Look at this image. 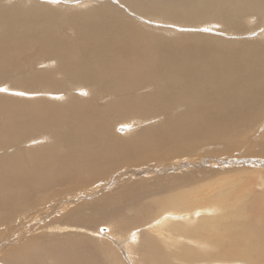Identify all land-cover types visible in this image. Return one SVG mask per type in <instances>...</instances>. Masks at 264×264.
Returning a JSON list of instances; mask_svg holds the SVG:
<instances>
[{
  "label": "bare ground",
  "instance_id": "bare-ground-1",
  "mask_svg": "<svg viewBox=\"0 0 264 264\" xmlns=\"http://www.w3.org/2000/svg\"><path fill=\"white\" fill-rule=\"evenodd\" d=\"M62 1L75 7L72 2L77 0ZM97 1L108 3L74 13L53 8L75 9L56 4L60 0H0V89L23 93L25 98L0 95V264H53L51 260L56 264H169L173 260L178 264L186 260L188 264H264V190H254L257 184L251 199L217 222L214 218L221 208L198 207L191 187L184 193L176 191V197L170 199L169 190H176L174 182L167 189L163 179L129 181L117 176L132 167L142 170L134 174L150 176L164 164L156 155L180 157L189 144L215 140L234 152L238 141L256 138L259 130L264 135V121L259 122L257 133L249 135L246 129L250 119L264 118V49L260 53L255 42H247L246 47L242 42L243 50H237L230 38L222 42L224 37L218 35L229 34L225 27L237 29L241 13H248L245 18L249 19L253 11L264 12V0H153V7L162 15L184 18L189 26L131 9L127 15L123 10L127 6L119 5L120 0ZM125 2L137 10L148 8L141 0ZM88 3L82 1L81 5ZM130 16L153 22L141 23L145 24L142 27L162 23L166 33L191 34L183 40L157 34L148 38L145 29L139 28L140 22ZM210 22L223 29L217 35L195 32L204 30L194 25L218 26ZM237 34L242 33H232ZM257 36L264 38V19ZM236 42L240 47L241 42ZM34 56H40V64L32 63ZM64 75L81 83L68 88L70 80L58 81ZM209 86L216 89L209 90ZM11 87L15 90L9 91ZM88 87L94 98L106 100L102 106L88 95ZM33 95L46 99L29 100ZM134 114L139 118L124 119ZM156 116L165 118V124L152 123ZM112 119L117 121L111 127ZM151 161L157 164L140 168ZM181 168L184 166L173 169ZM259 178H264V170ZM111 179L124 192V206H113L109 195L99 198L104 204L98 200L74 202L79 195L95 198L91 190H100ZM47 184L59 185V197L50 193L52 198H44L46 205L32 216L37 214L39 221L55 216L65 204L62 219L73 218L76 225L52 218L37 227L47 229L46 243L42 242L43 232L35 230L22 245L12 247L32 226L19 215L28 205L26 201L41 197ZM137 184L144 189H137ZM149 193H168L159 200L162 203L186 201L178 209V204L167 203L162 206L164 211H155L160 216L152 219L153 212L147 211L154 206ZM225 200L232 205V197L220 193L219 202ZM143 201L144 217L135 215L131 221H122L120 215L116 229L107 224V229L97 228L92 236L65 232L88 229L95 222L105 225L103 211L112 215ZM189 204L194 207L191 211L187 210ZM197 220L199 224L192 226ZM130 223L134 225L131 229ZM173 226L186 227L192 236L180 227L172 229L177 236L165 232ZM9 234L13 239L9 240ZM179 239L186 243L182 255L174 250ZM91 242H100L101 248ZM4 246L12 248L5 252ZM37 248L46 253V262Z\"/></svg>",
  "mask_w": 264,
  "mask_h": 264
},
{
  "label": "rangeland",
  "instance_id": "rangeland-1",
  "mask_svg": "<svg viewBox=\"0 0 264 264\" xmlns=\"http://www.w3.org/2000/svg\"><path fill=\"white\" fill-rule=\"evenodd\" d=\"M43 3H46L47 1L50 0H40ZM59 1V0H58ZM82 1H88V0H77L76 2H72V4H74L75 7H71V6H67L68 2L62 1L60 0V3H56V4H61L62 6L65 7H69V8H75V9H64L62 8L60 5H53V8H58L59 11L65 12L66 10H70L71 12H78L81 10H86L89 8V10H93V9H99L101 7L102 4L104 3H108V2H100L97 0H89V3L86 5H81ZM106 1V0H105ZM144 1L146 4H148V8L142 9L138 7V10L136 9V7L133 5H129L126 4L125 0H120V3H118L119 5H123L125 4V6H127L126 9L123 8V10L125 11V13L127 15H130V13L127 11V9H131L137 13L143 14L145 16L148 17H155L156 18H165L168 20H173L176 21L177 24L182 25V26H189L187 25V23L185 22L184 18H180L179 20L171 17V16H164L162 15V13L153 7V0H141ZM59 6V7H58ZM100 6V7H99ZM81 9V10H80ZM252 13V12H251ZM253 17L246 19L245 16L248 15V13H241V16L238 17L237 19V29L234 27H225V31H228L229 34H225L222 33L218 34L220 35V37H224L222 38V42L228 41L227 39L230 38L229 40L232 41V46L234 48H236L237 50H243V45L246 47V43L248 42L247 45L250 44H254L252 42H255L256 48H261L260 53H262L263 49H264V38H261L259 36H257V31L258 33L261 32L262 26H263V19H264V12H254L253 11ZM132 18L133 21H137L140 22L139 25L142 29H145L144 32L143 30H138L145 33V35H147L148 38L154 37V34L157 35H161V38H168V39H178L179 40H183V37L185 36H190L189 34H191L190 32L186 33V34H180L177 33L178 31H176V33H166L165 29L160 26L162 25V23H157L158 25H154L155 27H151V26H144L142 27V25L145 24H141V23H153V22H142V21H138V18L135 17L133 18L132 16H130ZM218 21V20H217ZM169 23H173L171 21H167ZM212 24H216L218 25L217 27H211V26H207V25H201V26H195L194 28L198 29V28H203L204 31H196L195 32H199V33H204V34H209V35H217L216 31L217 30H221L223 29L221 27V25L217 22H210ZM225 24V23H224ZM134 25V24H133ZM137 26V25H134ZM168 26H175L173 24H168ZM181 26V27H182ZM138 27V26H137ZM147 27V28H146ZM256 27V28H255ZM258 27V28H257ZM163 28V29H162ZM190 28V27H189ZM149 29V30H148ZM250 29V30H249ZM148 31V32H147ZM152 31V32H151ZM256 31V32H255ZM233 32H237V33H242L237 34V35H232ZM161 33V34H160ZM153 34V35H152ZM246 34V35H245ZM251 34V35H250ZM152 35V36H151ZM232 36V37H230ZM257 37V38H256ZM252 38V39H251ZM225 40V41H224ZM241 44L239 45L240 47H238L237 41ZM253 40V41H251ZM255 40V41H254ZM236 42V44H235ZM243 42V45H242ZM40 56H34L32 58V63L33 64H40L41 59H38ZM41 67V66H39ZM70 80L69 84H68V88H75L78 84H80L81 82L70 77V76H63L61 77L58 81H60L61 83L66 82ZM12 85H18L16 81H12L11 82ZM10 86V85H9ZM33 89H37V88H33ZM209 90H214L216 89L214 86H209L208 87ZM9 91H13L15 90V88H8ZM87 93L88 95L93 99L94 103L99 107L102 106L106 100H101L99 98H94L93 97V93L91 92L90 88H87ZM0 95L3 96H11L12 98H17V99H25L22 95H18V94H13L10 92H0ZM35 97H33L32 99L29 100H34L36 98H39L41 96L40 99H46L43 98V95H33ZM30 98V97H28ZM38 100V99H37ZM47 100L48 97H47ZM180 108V107H179ZM264 114V113H263ZM164 117V115H163ZM162 116H156L155 118L152 119V123L155 122L154 124L156 125H163L165 124V118H163ZM137 118H139V116L137 114H134L133 116H129L124 118L126 121H132V120H136ZM116 119H112L111 120V127L116 123ZM264 118L260 119L259 118L256 121L251 122V119L249 120V123L251 124L250 126H248L246 129L248 131V134L251 135L253 132H256L259 122H263ZM118 126H127L124 123H119ZM259 130V129H258ZM260 131V130H259ZM256 134V138H250V139H246L245 141H238V146L239 148H237L234 152L229 151V149L227 148V145L220 142V141H215V140H208V141H203L200 143H195V144H184V146L187 145L186 148V153L180 157H176V158H169L168 156L165 155H156L158 156V159L161 160V162H164V164L159 165V170H155L151 172L150 176H144V175H136L134 174V172H141L142 170L137 169V167H132L130 168V170L128 172L125 173H120L117 176H122L123 180L129 178V181H135V180H144L145 182H152L155 180H159V179H163L161 180L162 184L164 185L165 188L169 189L170 187V183L174 182L173 186L175 187V191L169 190L171 192V194L169 195L170 199H174L176 197V191L179 193H184L183 191H188V189L191 187L192 191H191V195L196 199V202L198 203V207H204V206H218L219 208H221L222 211H220L219 213H217L215 215L214 220L217 222H222L224 220L225 215L228 214H233L235 213L238 209H240L249 199L252 198L251 192L253 190V186L255 184H257V186L254 188V190L256 191H260L262 192L264 190V178H259L260 176V172L262 170H264V144H261L260 142L264 139V135L261 134V132H259ZM261 134V135H260ZM17 148H21V147H17ZM14 148V149H17ZM181 158V159H179ZM191 158H194L195 160H191ZM178 159L176 162H174V160ZM236 161H244V163H240V162H236ZM149 165L147 166H140L141 167H150L152 168L154 165L157 164V161H151L150 163H148ZM180 165H183L184 168L181 169H173L175 167H178ZM120 170H126V168H121ZM120 170H117L120 171ZM179 172V173H175V172ZM187 171V172H186ZM131 174H134L133 177L131 176ZM112 175V174H111ZM109 175V176H111ZM116 177V176H115ZM222 181H226V182H222ZM257 181V182H256ZM111 183V188L108 186V184ZM169 184V185H166ZM49 184L45 185L42 187L40 193H42L41 197H36L34 196L33 198H31L30 200H27L26 202L28 203L27 206L24 205L25 210H23V212L19 215H21L23 221H27L30 222L32 224V226L30 228H27L28 232L26 234H23V236L20 239H16L15 242L13 243L12 247L16 246V245H22L23 241L27 238V236H29V234H33L35 233V230L38 231H42L43 235L41 236L42 238V242L46 243L47 242V237L44 236V233L47 231L46 228L43 229H37L38 226H44L43 224H47L49 221H51L52 218H58L57 222L60 223H67V224H73L76 225V221L73 218H65L62 219L63 217H61L62 215H64L67 211V206H64L65 204H63L62 207H65L64 209H60L59 212L53 216H47L46 218L42 219L39 221V216L37 214H35L34 216L33 213L34 211L40 209L41 207H43L44 204V198H47L48 200H50L52 197L50 196V193L55 194V197H59L58 196V189H59V185L58 184H53L49 187H47ZM138 187H136L137 189H144L143 185H139L137 184ZM193 186H199L198 189H193ZM120 185L113 183V179H111V181H109L107 184L103 185L101 187L100 190L94 189L91 191H94V194L96 197L92 198L91 194H87L86 196H84V198H82V195H79L76 197V199L74 200V202H79V201H88V202H92L95 200H98L99 203H103L104 204V200L103 199H99L102 198L104 195H109L113 198V202L112 205L116 206V207H121L124 206L125 203L123 201H121V198L124 194V192L119 189ZM141 187V188H140ZM199 193V194H198ZM223 193L228 197H232V205H230L228 203V200H225L223 203L219 202V194ZM168 193H164L161 196H158V193H149L148 197L150 198L151 203L154 205L153 207L150 208L147 207V211L148 212H153L150 215V218L152 219H156L160 216V212H155V211H164V209H162V206H175L178 204V201H168L167 203H169L167 205V203H162L161 201H159L161 199V197H165L167 196ZM186 201V200H185ZM185 201H181L178 206L176 207L177 209L180 208L179 205ZM146 202L143 201L141 203H139L136 206H131L129 208H122L120 211L113 213L112 215H104V211H103V216H105V219L103 220L106 224L100 225V226H96L97 222L92 223L88 228L85 229L83 228L81 230V228H77L75 230H66L65 232H75L76 234H87L89 236L94 235V231L98 228L100 231V228L103 227L105 229H107L106 226H108L107 224H113V226H109L111 228L116 229V224H117V217L120 215H123L121 217L120 220L122 221H131L130 219L132 217H134L135 215H141V213L143 212L144 208L141 207L143 205H145ZM21 209V207L19 208ZM194 207L189 204V207H187L188 211L193 210ZM61 217V218H60ZM141 217H144L141 215ZM202 218L204 217H200V220H202ZM200 220L194 221V223H192V226H196L197 224H199ZM16 222H18V220H16ZM36 223H38L36 225ZM30 224V225H31ZM131 224V223H130ZM36 225V226H35ZM191 226V225H190ZM134 225L131 224L129 226V228H133ZM176 227H180L182 228L183 233H187V236H192V232L189 231V229L187 230L186 227L184 226H173L171 228H169L168 230H165L166 233L170 232L173 236H177V234H173L172 233V229L176 228ZM62 233L63 235H67V233ZM10 236L8 237L9 240L13 239L11 236V234H9ZM60 235V236H63ZM183 235V234H182ZM155 236V234H154ZM2 239V237L0 238V240ZM112 240V239H111ZM92 245L94 246H98L101 248L100 246V242H91ZM179 244L177 245V247L174 249L175 252L179 253V254H183L186 251V243L185 241H182L181 239H179ZM1 245V244H0ZM12 247H1L2 250H4L5 252H7L9 249H11ZM203 250V255L205 256V251ZM39 256L40 259L44 262H46L47 259V255L45 252H42L40 250V248H37L35 250ZM228 259V258H226ZM246 259V258H245ZM247 260V259H246ZM243 261V260H242ZM249 261V260H248ZM51 262L53 264H56V262L53 260H51ZM178 260H173L172 263L169 264H178L177 263ZM1 263V261H0ZM4 264V262H2ZM189 260L185 261V264H188ZM241 264H248L247 262H240ZM250 264H252L249 261ZM233 264H237V263H233Z\"/></svg>",
  "mask_w": 264,
  "mask_h": 264
},
{
  "label": "snow or ice",
  "instance_id": "snow-or-ice-1",
  "mask_svg": "<svg viewBox=\"0 0 264 264\" xmlns=\"http://www.w3.org/2000/svg\"><path fill=\"white\" fill-rule=\"evenodd\" d=\"M0 91H7V89L6 88H4V89H0ZM23 93H20V95H22Z\"/></svg>",
  "mask_w": 264,
  "mask_h": 264
}]
</instances>
